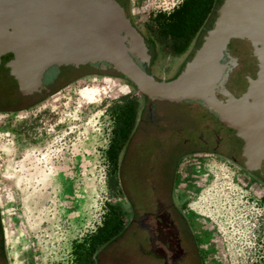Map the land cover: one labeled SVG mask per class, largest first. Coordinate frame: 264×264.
I'll use <instances>...</instances> for the list:
<instances>
[{
	"label": "rangeland",
	"instance_id": "374dc122",
	"mask_svg": "<svg viewBox=\"0 0 264 264\" xmlns=\"http://www.w3.org/2000/svg\"><path fill=\"white\" fill-rule=\"evenodd\" d=\"M180 2L143 0L138 9L127 3L128 17L140 13L157 36L153 17L168 16ZM79 76L86 77L56 80L60 86L48 92L14 82L11 105L0 110V263L72 264L81 252L90 255L91 235L121 199L105 150L112 108L126 90L114 76ZM197 158L203 182L190 203L215 229L225 264H264L262 210L253 205L262 197L236 180L239 170L228 160ZM95 262L144 263L132 245Z\"/></svg>",
	"mask_w": 264,
	"mask_h": 264
},
{
	"label": "water",
	"instance_id": "95a60500",
	"mask_svg": "<svg viewBox=\"0 0 264 264\" xmlns=\"http://www.w3.org/2000/svg\"><path fill=\"white\" fill-rule=\"evenodd\" d=\"M230 45L255 66L235 86ZM149 55L127 0H0V77L10 91L15 82L48 92L61 74L121 78L147 97L146 120L203 111L239 142L242 166L264 177V0H218L192 57L168 81L148 72Z\"/></svg>",
	"mask_w": 264,
	"mask_h": 264
},
{
	"label": "flooded vegetation",
	"instance_id": "af4514ba",
	"mask_svg": "<svg viewBox=\"0 0 264 264\" xmlns=\"http://www.w3.org/2000/svg\"><path fill=\"white\" fill-rule=\"evenodd\" d=\"M142 1L127 0V3L132 9H138ZM185 1L181 0L176 9ZM217 2L196 0L200 13L206 15L205 21L214 15ZM140 17L138 12H129L132 27L150 47L148 72L157 81H168L192 57L195 49L191 48L192 43L205 21L193 37L182 42L178 50L176 44L154 36ZM228 50L230 56L236 58L228 84L235 86L242 74L252 76L255 66L250 54L245 58L231 45ZM84 77L61 74L56 80L65 84ZM56 80L52 87L54 90L60 86ZM111 80L126 90L117 102L125 112L113 117L114 125L105 150L106 159L114 167L113 188L121 195L118 203L113 205L121 223L118 235L90 254L93 260L87 263L94 261L96 264L97 255L102 253L104 258L110 253L126 252L132 245L142 256L143 264H225L215 229L190 203L203 182L197 172V157L215 155L235 165L239 170L236 180L262 197L255 199L253 205L262 210L258 215L263 222L264 177L242 166L237 160L239 142L231 137V131L219 126L203 111H173L166 118L155 117L150 122L145 119L147 97L136 93L121 78L111 77ZM11 101V91L0 77V110L7 109ZM0 264L5 263L2 261ZM72 264H77L76 260Z\"/></svg>",
	"mask_w": 264,
	"mask_h": 264
},
{
	"label": "trees",
	"instance_id": "16d2710c",
	"mask_svg": "<svg viewBox=\"0 0 264 264\" xmlns=\"http://www.w3.org/2000/svg\"><path fill=\"white\" fill-rule=\"evenodd\" d=\"M199 5L196 0H186L181 6L174 10L168 16L155 15L153 23L157 27V35L169 43L176 44L177 49H181L182 42L193 37L201 28L205 21V13H200ZM149 30L154 32L150 26ZM125 109L120 106H114L111 113L113 116L119 117L120 113H124ZM108 154V151H106ZM113 184L111 185V188ZM107 215L103 218L102 223L96 228V231L91 235L87 244V252L93 254L100 245L111 240L115 235H118L121 221L118 219V213L114 207H110ZM77 264H89L92 260L89 253H80L75 257Z\"/></svg>",
	"mask_w": 264,
	"mask_h": 264
}]
</instances>
